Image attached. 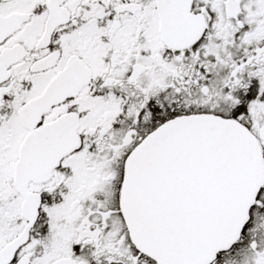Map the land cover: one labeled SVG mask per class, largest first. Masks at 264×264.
<instances>
[{
	"label": "snow or ice",
	"instance_id": "obj_1",
	"mask_svg": "<svg viewBox=\"0 0 264 264\" xmlns=\"http://www.w3.org/2000/svg\"><path fill=\"white\" fill-rule=\"evenodd\" d=\"M0 264H264V0H0Z\"/></svg>",
	"mask_w": 264,
	"mask_h": 264
}]
</instances>
